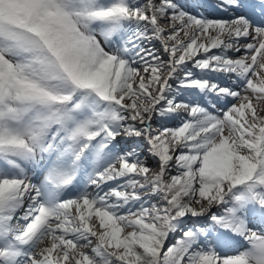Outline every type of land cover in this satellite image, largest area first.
Listing matches in <instances>:
<instances>
[{"label":"snow or ice","instance_id":"1","mask_svg":"<svg viewBox=\"0 0 264 264\" xmlns=\"http://www.w3.org/2000/svg\"><path fill=\"white\" fill-rule=\"evenodd\" d=\"M0 264H264V0H0Z\"/></svg>","mask_w":264,"mask_h":264}]
</instances>
